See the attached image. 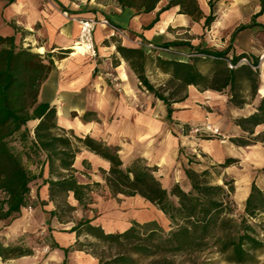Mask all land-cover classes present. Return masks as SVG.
<instances>
[{"label":"crops","instance_id":"obj_1","mask_svg":"<svg viewBox=\"0 0 264 264\" xmlns=\"http://www.w3.org/2000/svg\"><path fill=\"white\" fill-rule=\"evenodd\" d=\"M168 1L161 0L155 10L144 13L104 0H0V35L13 36L19 46L30 47L54 61L48 78L42 83L40 99L57 107L62 127L119 146L124 162L140 156L157 166L160 173L173 171L176 182L186 177L183 165L190 162L189 153L200 151L204 153L203 170L208 169L216 176L214 183L223 184L226 178L234 181L233 198L244 211L253 184L264 191V122L256 125L242 122L258 111L264 96V59L260 57L264 53V12L256 18L263 25L238 30L241 25L252 22L261 5L259 0H232L229 17L216 12L217 19L205 27V16L210 14L211 7L207 0H198L203 11L200 18L180 12L181 7L174 5L160 12L159 19L153 22ZM91 17L105 18L111 23L100 22L94 31L99 54L96 57L73 55L80 35V20ZM114 26L122 29L124 35ZM212 36L224 37V40L212 47ZM175 41L184 42L178 49L186 53H191L189 45L216 50L231 46L228 59L242 53L248 55L251 63L259 58L256 88L241 76L234 91L230 86L222 90L208 87L202 79L197 84H188L175 96L174 111L168 117L164 101L141 85L117 46L138 48L143 43L163 45ZM144 49L150 55L147 77L156 87L165 88L166 93L181 81L174 79L172 69L162 68L158 57L193 63L203 76L216 68L215 58L204 53L188 57ZM239 64L241 75L244 63ZM234 93L238 94L236 101H232ZM205 122L220 127L225 139L186 136L178 129L180 124ZM228 159L233 161L224 165ZM110 166V161L86 148L75 160V167L87 172L82 175L86 182L104 181V173ZM41 195L47 199V186L42 188ZM259 218L264 220V211ZM130 224H120V230ZM104 228L114 231L110 224ZM56 240L63 246L70 244L57 236Z\"/></svg>","mask_w":264,"mask_h":264},{"label":"trees","instance_id":"obj_2","mask_svg":"<svg viewBox=\"0 0 264 264\" xmlns=\"http://www.w3.org/2000/svg\"><path fill=\"white\" fill-rule=\"evenodd\" d=\"M161 0H111L119 7L132 8L148 13L156 9ZM261 10L253 16L250 24L241 25L238 30L253 25H263L256 18L264 12V0H259ZM174 5L181 7L182 13L196 18L203 16L198 0H169L158 12ZM211 12L205 16V27H210L217 19L214 4L210 0ZM153 24V23H152ZM234 34L232 36L233 40ZM183 41H175L162 46L176 47ZM191 47V53H204L215 58L216 68L209 75H202L195 64L158 57V63L166 70L172 69L174 79L181 83L166 93L163 87H156L147 77L146 67L150 55L143 47L118 45V51L126 58L139 78L141 85L164 101L168 117L174 111L172 102L188 84L200 80L208 87L222 90L228 86L232 91L237 87L239 77H246L256 88L259 76V58L252 64H243V73L238 74L239 62L248 55H234L230 67L226 58L231 46L223 50L208 47ZM54 61L33 51L30 47L19 46L15 37L0 35V220H13L21 216L27 208L37 205L54 204L50 210V225L57 218L65 223L63 216L67 211L81 209L83 216L75 222L68 232L76 233L77 240L70 246L61 245L55 238L50 246L64 254L63 264L70 263L72 251H86L98 258V264H142L150 259L153 264H174L180 254L190 255L212 250L231 264H258L259 252L264 250V223L259 218L264 211V191L255 183L247 200L244 211H240L233 193L234 181L226 178L223 184L210 179L208 169L197 171L184 169L190 180V188L184 189L179 183L166 187L156 175L157 166L150 165L143 157L134 158L125 164L120 156V147L104 140L79 135L74 129H66L59 124L58 110L55 105L40 99L42 83L48 78ZM264 78V61H263ZM264 93V87L262 89ZM234 93L232 101H236ZM180 98L179 100H182ZM31 121H38L29 128ZM254 125L264 122V96L258 111L242 122ZM18 139L22 149L12 142ZM245 142H247L245 140ZM86 148L110 161L109 171H105L106 184L113 196H141L155 205L169 220L167 230L157 220L141 222L132 220L128 228L108 232L97 221V215L88 217L85 212H96L94 193L100 182H86L82 175L86 171L75 167V160ZM31 160L38 171L34 172L25 164ZM228 159L224 165L232 162ZM37 185L36 198L33 187ZM48 187L47 199L42 198V188ZM77 202L74 205L69 198ZM92 238L87 242L81 236ZM33 250L18 244H6L0 239V259L7 261L25 255Z\"/></svg>","mask_w":264,"mask_h":264},{"label":"rangeland","instance_id":"obj_3","mask_svg":"<svg viewBox=\"0 0 264 264\" xmlns=\"http://www.w3.org/2000/svg\"><path fill=\"white\" fill-rule=\"evenodd\" d=\"M104 1L110 2L111 0ZM207 1L208 5L210 6V0ZM212 2L214 4L215 12L219 14H225L228 17L230 13H232V0H212ZM205 34L204 40L206 39ZM222 40H224V37L212 36V47H217V44L221 43ZM77 50H81L80 44H76L74 46V52ZM36 123L37 121H31L29 123V128L33 130ZM12 143L16 145L18 149H22L23 145L20 140L15 139ZM183 152L185 153V150H183ZM198 154H200V156H198ZM189 159L190 162L187 163L186 161V165H183L184 169L186 167H189L200 172L203 171L204 153H200V151L196 152L195 154L189 153ZM191 161L193 163H191ZM130 162L131 161H125V164L127 165ZM25 164L32 171H38L36 165L27 157L25 158ZM187 164L189 166H187ZM104 175L106 174L104 173ZM156 175L160 177L163 184L168 188H171L176 183H179L186 190L190 188V180L187 176L183 179H180V181L176 182L175 172L173 171H164L160 173V171L157 169ZM209 177L212 181L216 180V176L212 175L211 173ZM82 179H84V177H82ZM100 183L101 185L95 187L94 197L95 200L97 199L96 203L91 206L95 207L97 211L94 213L89 210L85 212L86 216L93 217L94 215H97L98 222L102 223V225L110 224L112 226L111 229L114 231H121L120 229L122 226H119L120 224L128 225L134 219L139 220L141 222H145L148 220H157L167 230L170 229L169 220H167V218L159 211V209L155 205L146 201L141 196L131 197L119 195L115 197L110 192L106 184L105 178L104 181H100ZM36 190L37 185L35 184L33 187V197L37 201H40V198H36ZM2 198L3 194L0 192V199ZM69 200L72 204L77 205V202L73 199L72 196L69 198ZM53 208V203H49L45 206L37 205L35 207L25 209L21 216L16 219L0 220V239L3 240V242H5L6 244H18L33 250V253L31 255L12 258L7 261H3L2 259H0V264H63V252L59 249H53L50 246V243L52 242V239H56L57 236L62 242H70L68 246L74 244L77 240L76 233L68 232V229H70V227L83 216V212L81 209L67 211L63 216L65 223L60 222L57 218H55L51 222L52 230H50V210ZM81 240L87 242L89 240H92V238H87L85 235H82ZM259 257L260 262L258 264H264V250L259 252ZM94 262L98 264V258L89 252L72 251L70 253L71 264H93ZM142 264L153 263L150 259H147L143 260ZM174 264L231 263L225 261L224 258L216 252L212 250H205L204 252L196 254L177 255L175 257Z\"/></svg>","mask_w":264,"mask_h":264},{"label":"built area","instance_id":"obj_4","mask_svg":"<svg viewBox=\"0 0 264 264\" xmlns=\"http://www.w3.org/2000/svg\"><path fill=\"white\" fill-rule=\"evenodd\" d=\"M65 15H68V13L65 12ZM100 22L111 25L110 21L105 18L101 20L95 17L81 19L80 20V24H81L80 35L78 39L75 41V43H79L81 46L84 47L85 54L90 55L92 57H96L99 54L98 48L94 41V31L96 29V26ZM114 29L121 35H124V31L120 29L119 27L114 26ZM142 46L149 51H159V52H166V53H171V54H180V55H185L188 57L195 55L194 53H186L176 47H171V46L168 47V46L156 45L153 43H143ZM260 57L261 59H264V53H262ZM226 60L230 67L236 66L231 62L230 59L226 58ZM242 62L250 64L254 68H257V66H254L251 63L249 58H243L239 63H242ZM178 129L182 135H186V136H191V135L200 136V137L215 136V137H221L222 139H225L220 127L214 125L211 122H205L203 124H198V125L180 124Z\"/></svg>","mask_w":264,"mask_h":264},{"label":"bare ground","instance_id":"obj_5","mask_svg":"<svg viewBox=\"0 0 264 264\" xmlns=\"http://www.w3.org/2000/svg\"><path fill=\"white\" fill-rule=\"evenodd\" d=\"M76 44H79V43H76ZM80 49H81V50H77V51H75V52L73 53V55H77V54H81V53L85 54V52H84V47L80 45Z\"/></svg>","mask_w":264,"mask_h":264}]
</instances>
